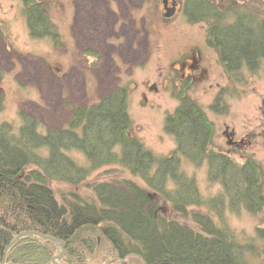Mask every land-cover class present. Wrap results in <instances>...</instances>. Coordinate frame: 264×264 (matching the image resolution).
<instances>
[{
    "label": "trees",
    "instance_id": "1",
    "mask_svg": "<svg viewBox=\"0 0 264 264\" xmlns=\"http://www.w3.org/2000/svg\"><path fill=\"white\" fill-rule=\"evenodd\" d=\"M24 2L31 37H49L60 45L61 35L45 4ZM226 3L231 7L225 8ZM244 8L248 7L232 0H185V16L207 24L208 44L232 77L245 68L255 74L264 61V17ZM128 97L126 86L117 87L94 105L75 109L67 126L46 133L24 112L18 127L0 116V264L16 236L34 231L65 242L60 264H261L256 263L261 252L254 244H240L236 233L217 224L210 213L189 211L208 205L221 219L230 200L232 210L240 204L249 212H260L261 165L252 159L235 162L214 149L210 145L214 125L196 102L186 98L165 123L166 132L176 139L177 152L156 158L139 138L128 135ZM4 108L0 89V114ZM74 150L84 155L86 166L70 156ZM183 158L196 167L207 161L209 180L220 181L223 196L202 199L196 178L182 168ZM118 165L144 180L171 202L173 212L190 217L193 224L163 215L148 191L132 179L99 182L93 186V197L71 192L62 200L50 185L59 182L76 188L97 169ZM257 232L264 240V227ZM61 251L58 242L24 236L8 250L5 263L54 264Z\"/></svg>",
    "mask_w": 264,
    "mask_h": 264
},
{
    "label": "rangeland",
    "instance_id": "2",
    "mask_svg": "<svg viewBox=\"0 0 264 264\" xmlns=\"http://www.w3.org/2000/svg\"><path fill=\"white\" fill-rule=\"evenodd\" d=\"M37 1L45 4L61 35L58 46L49 37H31L24 0H0L2 120L18 127L24 112L41 123L44 133L62 129L72 122L75 109L94 105L117 87L126 86L131 116L128 135L139 138L161 159L177 152L176 139L166 132L165 123L186 98L196 102L214 125L210 143L214 149L235 162L252 159L261 165L264 188V61L255 74L245 68L229 75L218 52L208 44L207 24L193 23L185 16V0H173L179 2V10L166 20L163 0ZM232 2L264 17V0ZM223 5L230 8L232 3ZM226 132L245 144L232 147ZM70 156L83 166L88 164L78 151ZM182 168L196 178L202 199L214 201L225 193L220 181L210 182L207 161L196 167L183 158ZM122 179H132L148 191L163 215L193 224L190 217L173 212L170 201L120 165L97 169L76 188L59 182L50 185L62 200L71 192L93 197L97 183ZM230 203L226 200L221 219L208 205L189 211L210 213L217 224L236 233L240 244H254L261 252L256 263L264 264V240L257 236L258 228L264 227V205L260 212L252 213L240 204L232 210Z\"/></svg>",
    "mask_w": 264,
    "mask_h": 264
},
{
    "label": "water",
    "instance_id": "3",
    "mask_svg": "<svg viewBox=\"0 0 264 264\" xmlns=\"http://www.w3.org/2000/svg\"><path fill=\"white\" fill-rule=\"evenodd\" d=\"M167 1L168 0H165L164 1V5H166L167 4ZM168 9V8H167ZM175 12H176V9L175 8H173V9H171V10H169L168 9V13L167 14H165V16L164 17H168V18H171V17H173L174 16V14H175ZM31 235H37V236H39V237H41V238H43V239H48V240H50V241H52V242H54V243H59L60 245H61V249H62V252L56 257V258H54L53 259V263L54 264H60V263H58V261L57 260H60L61 258H63V256L65 255V253H66V249H65V247H66V244H65V242H63V241H61V240H59V239H54V238H52V237H50V236H44V235H42V234H40V233H38V232H24L23 234H21V235H19V236H16L14 239H13V243L7 248V250L5 251V254H4V257H3V260H2V264H6L5 262H6V257H7V254H8V250L11 248V247H13V245L14 244H16L20 239H22V238H24V236H31Z\"/></svg>",
    "mask_w": 264,
    "mask_h": 264
},
{
    "label": "flooded vegetation",
    "instance_id": "4",
    "mask_svg": "<svg viewBox=\"0 0 264 264\" xmlns=\"http://www.w3.org/2000/svg\"><path fill=\"white\" fill-rule=\"evenodd\" d=\"M173 2H174L173 0H169L167 6H169L170 8L173 7L172 6ZM118 3H120V2H118ZM177 5H178L177 6V11H178L180 5H179V3H177ZM226 134H227L226 137L228 139V144H230L232 147L236 148L239 146H243L245 144L243 139H240L239 141H237V140H235V137L234 138L231 137V135H230L231 133L226 132Z\"/></svg>",
    "mask_w": 264,
    "mask_h": 264
}]
</instances>
